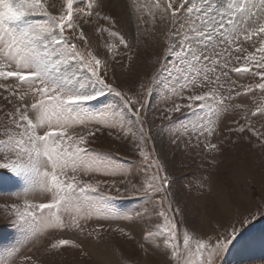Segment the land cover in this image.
Returning <instances> with one entry per match:
<instances>
[{
  "label": "snow or ice",
  "instance_id": "1",
  "mask_svg": "<svg viewBox=\"0 0 264 264\" xmlns=\"http://www.w3.org/2000/svg\"><path fill=\"white\" fill-rule=\"evenodd\" d=\"M101 3L63 0L60 11L54 13L46 0H0V96L11 106V111L0 108L7 119L0 131V169L24 183L26 196L38 193L47 201L25 200L23 211L20 205H11L14 223L32 234L43 229L84 233L93 215L118 218L113 202L125 193H139L154 198L153 210L159 209L158 216L163 218L156 231L145 233V239L158 233L164 237L169 264H219L251 221L243 218L239 228L231 224L215 237L196 239L195 251L185 230L181 246L175 215H170L179 209L172 208V181L155 153L146 119L148 104L109 82L107 59L100 49L91 48L85 31L75 22L82 15L89 18L86 23L93 16L108 21L109 27L98 31L119 37V44L127 47L119 31L112 30L113 18L97 10ZM155 8L166 27V47L147 91L151 99L155 87L167 84L172 100L161 117L166 123L157 131L168 129L177 144L195 135V147H199L200 137L207 140L214 132L211 117L240 109L245 122L233 120L235 126L228 132L250 133L264 147V132L252 122L253 118L264 120V104L253 110L233 103L257 90L264 93V0H157ZM35 17L41 18L39 22H34ZM244 43L255 51H248ZM104 48L105 55L115 60L117 45L106 43ZM257 78L259 82L238 83ZM109 95L115 98L114 104L103 103ZM97 104L103 105L98 111ZM201 114L209 117L206 125H181L172 131L182 118ZM89 124L100 127L89 129ZM103 128L117 130V138L132 139L141 160L136 172L119 168L112 153L89 146ZM203 151L220 153L222 148L207 141ZM97 175L105 178L94 179ZM133 176L144 178L139 188ZM147 212L144 209L124 219L141 218ZM118 231L124 233L123 228ZM64 246L80 248L81 244L59 238L49 250ZM186 254L198 259L184 260Z\"/></svg>",
  "mask_w": 264,
  "mask_h": 264
},
{
  "label": "rangeland",
  "instance_id": "2",
  "mask_svg": "<svg viewBox=\"0 0 264 264\" xmlns=\"http://www.w3.org/2000/svg\"><path fill=\"white\" fill-rule=\"evenodd\" d=\"M46 2L54 13H58L63 4V0ZM159 2L164 3L165 0ZM156 3L157 0H103L97 9L113 18L115 28L112 30L119 31L127 41V47L119 44V37L111 38L107 31L102 34L98 31L101 27L108 28V21L93 16L91 22L86 23L89 18L82 15L77 16L75 22L85 31L91 48L100 49L101 55L107 59L109 82L128 92L134 99L148 104L146 119L152 128L155 153L172 181V208L179 209L170 215H175L181 246L185 230L191 237L190 243L195 251L196 239L215 237L231 224L239 228V221L248 218L250 224L243 226L242 236L234 246H230L219 264H264V147L250 133L241 136L239 133L228 132L229 127L235 126L233 120L245 122L241 110L230 109L227 113L211 117L214 132L207 140L201 136L199 147H195V135L185 137L177 144L173 143L175 136L168 129L157 131L159 125L166 123L161 117L172 100L170 92L166 91L167 84L155 87L151 99L147 91L152 87L150 77L164 60L166 47L163 39L166 27L155 8ZM40 19L35 17L34 22ZM106 43L117 45L115 51L118 55L115 60L105 55ZM243 47L255 51L248 43H244ZM172 59L174 57L170 58L169 63ZM254 65L253 61V68ZM255 82H259V78L255 81H238L239 84ZM141 84L144 85L143 89ZM3 96H7V93L3 92ZM103 103L114 104L115 98L109 95ZM233 103H243L254 110L256 106L264 104V93L257 90L235 99ZM102 107V104H97L95 110ZM0 108L11 111V106L5 104L2 96ZM4 111H0V131L7 122ZM208 119L205 114L182 118L173 126L172 131L181 125H206ZM252 122L259 131L264 132V120L253 118ZM96 127L100 125H88L89 129ZM117 136V130L103 128L89 146L112 153L113 163L119 168L136 172L141 160L132 139ZM207 141L220 145L222 152H204L203 145ZM213 159L217 161L216 165H212ZM93 178L105 177L97 175ZM131 179L139 188L144 178L133 176ZM153 199L139 193H125L113 202L118 218L93 215L84 233L43 229L32 234L14 223L11 205H20L23 211L25 200L36 203L47 201L38 193L26 196L24 183L8 170L0 169V264H169L171 257L163 244L164 237L158 233L145 239L147 231H156V225L163 223V218L158 216L159 209L153 210ZM144 209H148L145 216L124 219L126 216L134 217L136 212ZM253 215L255 219H252ZM120 228L124 229V233L118 231ZM92 229L97 231L88 235ZM59 238L73 239L81 247L64 246L60 250H49V245ZM25 257H31V260L26 261ZM196 259L187 254L184 257L189 262Z\"/></svg>",
  "mask_w": 264,
  "mask_h": 264
}]
</instances>
